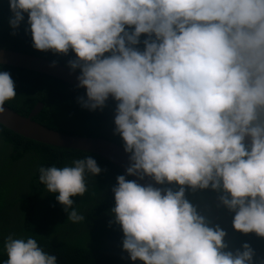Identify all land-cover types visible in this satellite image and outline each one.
I'll list each match as a JSON object with an SVG mask.
<instances>
[{
  "label": "clouds",
  "instance_id": "1",
  "mask_svg": "<svg viewBox=\"0 0 264 264\" xmlns=\"http://www.w3.org/2000/svg\"><path fill=\"white\" fill-rule=\"evenodd\" d=\"M9 8L13 35L26 13L34 49L75 54L67 67L79 69L82 107L116 102L113 133L129 166L111 189L109 223L120 225L128 258L254 264L248 243L224 251L226 232L198 214L184 186L216 191L234 230L264 237V0H9ZM15 97L10 73L0 71V113ZM37 171L67 221L83 222L70 197L88 191V177L102 171L96 160ZM3 252L2 264H57L33 236L9 234Z\"/></svg>",
  "mask_w": 264,
  "mask_h": 264
},
{
  "label": "trees",
  "instance_id": "2",
  "mask_svg": "<svg viewBox=\"0 0 264 264\" xmlns=\"http://www.w3.org/2000/svg\"><path fill=\"white\" fill-rule=\"evenodd\" d=\"M24 15L25 20L13 35L9 0H0V46L38 54L68 66L67 62L75 58L71 50L64 55L32 47L31 33L26 31L27 14ZM145 38L146 34H141L140 40ZM136 47L143 50L144 45L141 42ZM0 71H8L15 84L16 97L6 101V106L27 115L41 102L43 107L34 119L46 126L63 133L109 139L123 146L119 134L113 133L115 101L108 99L102 109L90 111L78 99L85 91L55 76L4 64H0ZM86 155L92 156L102 171L88 177V191L83 197H70L73 207L85 217L81 223H72L55 199L58 193H48L39 183L37 170L40 166L63 167ZM122 174L125 173L120 167L97 154L33 140L0 124V264L7 259L3 241L9 234L15 238L33 236L45 251L57 256V264H144L128 258L122 249L120 225L109 223L114 206L111 189L116 177ZM126 179L133 180L130 176ZM163 186L174 191L180 187L175 182ZM184 187L185 198L198 214L210 226L218 224L226 232L224 251L235 252L248 243L255 252L254 264L264 260V237L234 230V213L220 204L216 191Z\"/></svg>",
  "mask_w": 264,
  "mask_h": 264
},
{
  "label": "water",
  "instance_id": "3",
  "mask_svg": "<svg viewBox=\"0 0 264 264\" xmlns=\"http://www.w3.org/2000/svg\"><path fill=\"white\" fill-rule=\"evenodd\" d=\"M53 62L34 54L0 47V64L46 73L77 86L76 77L79 75V71H72L63 64ZM78 88L86 91L83 87ZM109 100H112V98L109 97ZM42 106L43 103L38 102L29 115L25 116L4 104L2 106L4 111L0 113V123L27 138L59 147L84 150L97 154L113 162L125 173L126 168L129 166V154L124 152L122 146L109 139L73 135L48 127L33 119V116L40 112ZM246 142H250L247 137ZM130 177L141 185L152 184L153 187L163 189L162 185L156 184L150 177L145 176L143 180L136 176Z\"/></svg>",
  "mask_w": 264,
  "mask_h": 264
}]
</instances>
